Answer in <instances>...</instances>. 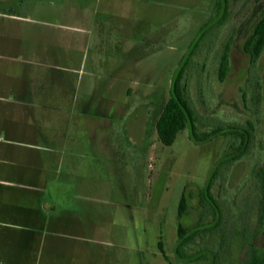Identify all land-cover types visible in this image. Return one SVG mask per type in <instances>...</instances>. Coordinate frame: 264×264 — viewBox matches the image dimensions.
<instances>
[{
	"label": "rangeland",
	"instance_id": "obj_1",
	"mask_svg": "<svg viewBox=\"0 0 264 264\" xmlns=\"http://www.w3.org/2000/svg\"><path fill=\"white\" fill-rule=\"evenodd\" d=\"M216 2L0 0V97L12 88L43 92L27 108L34 127L0 104V180L11 183L0 185V264H178L177 202L190 192V224L212 221L198 192L230 140L198 145L184 130L165 147L155 122L180 61L203 26L214 23ZM229 11L193 49L182 81L199 133L254 125L248 153L222 166L212 185L220 229L192 245L216 264H240L248 241L264 246L253 177L264 163V51L251 65L242 50L264 0H230ZM230 40L220 82L219 57ZM32 132L52 140L39 157L14 140ZM39 170L45 183L73 185L71 201L57 208L77 212L78 239L59 236L39 223L43 218L33 222L34 198L14 184L37 182ZM159 237L169 261L158 251Z\"/></svg>",
	"mask_w": 264,
	"mask_h": 264
},
{
	"label": "trees",
	"instance_id": "obj_2",
	"mask_svg": "<svg viewBox=\"0 0 264 264\" xmlns=\"http://www.w3.org/2000/svg\"><path fill=\"white\" fill-rule=\"evenodd\" d=\"M230 0H217L215 3V21L210 26L206 23L200 30L194 43L190 45V51L180 61L176 72L172 75L169 87V98L165 103L159 117L155 122V131L159 142L170 147L175 142L178 134L187 130L192 142L202 145L212 142L218 138H228L230 140L229 150L224 153L220 161L215 166L210 178L205 186L199 190V204L204 209L203 214L212 216V221L205 223L201 219L200 223L191 225L188 217V205L191 198L190 192H182L176 206V234L177 238L172 248V256L178 264H216L214 257L202 249L191 252L192 245L196 239L204 234L213 233L220 229L223 223V213L221 205L212 193V185L219 169L224 165H232L243 158L251 147L254 131L253 123L246 121L245 124H232L225 127H217L210 131L199 133L196 125V116L186 98L183 78L185 68L193 54V49L202 41L204 36L213 29H217L225 24L230 16ZM231 40L227 41L222 48L218 63V80L222 82L229 70ZM243 53L247 56L251 65L255 64L264 51V13L255 22L252 32L244 41ZM255 190L258 200V224L264 232V163L253 171ZM255 236V235H254ZM157 243L158 251L169 261L162 239ZM247 249L240 264H264V249L258 250L248 241ZM210 257V259H208ZM209 260V261H208Z\"/></svg>",
	"mask_w": 264,
	"mask_h": 264
},
{
	"label": "crops",
	"instance_id": "obj_3",
	"mask_svg": "<svg viewBox=\"0 0 264 264\" xmlns=\"http://www.w3.org/2000/svg\"><path fill=\"white\" fill-rule=\"evenodd\" d=\"M9 97L5 98L4 96L0 97V104L7 103L11 105L13 109H15L17 113V117L22 121H26L28 125L31 127L35 126L34 116L28 111L27 108H32L34 106L35 101H37V95L43 93L40 90L34 89H26V88H12L8 89ZM40 92V93H38ZM21 124V122H20ZM14 136V135H13ZM3 138L0 136V142H3ZM19 145L23 143V147L28 148L33 155V157H39L38 154L44 151L43 142H51L52 140L46 139L43 136H39L36 132H32L31 135L26 136L24 139H14ZM42 143V144H40ZM52 149H47V152L52 153ZM55 152V151H54ZM35 155V156H34ZM38 174L39 180L35 183L14 184L20 190H27L34 198V204L32 205L33 209V217L35 220L34 223H37L39 218L43 221L39 223L43 226H47L51 228V231L57 232L62 236L69 237L71 239H78L82 236L79 233V228L81 227V221L78 219L77 212L72 210L71 208L66 209H58L59 201L65 202L64 204L68 205L67 202H70L72 198H68L69 191L73 189V185L67 182H44L45 179V171L39 170L36 172ZM10 182H4L0 180V185L6 186L10 185ZM53 191H61L60 193H53ZM65 191V192H64ZM49 201V202H47ZM56 201V202H55ZM62 204L60 205H64ZM72 204V203H71ZM70 205V204H69ZM43 218V219H42ZM59 227V229H58ZM78 229V230H77ZM62 231V232H61ZM68 233V234H66ZM83 239V238H81Z\"/></svg>",
	"mask_w": 264,
	"mask_h": 264
},
{
	"label": "flooded vegetation",
	"instance_id": "obj_4",
	"mask_svg": "<svg viewBox=\"0 0 264 264\" xmlns=\"http://www.w3.org/2000/svg\"><path fill=\"white\" fill-rule=\"evenodd\" d=\"M259 235H263V236H264V232L261 231V232L259 233ZM255 237H256V235H255ZM251 244H252V243H251ZM253 247H254V246H253ZM262 249H264V246H263L261 249H258V250H262ZM243 257H244V256H243ZM243 257H242V258H243Z\"/></svg>",
	"mask_w": 264,
	"mask_h": 264
}]
</instances>
